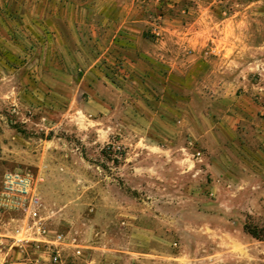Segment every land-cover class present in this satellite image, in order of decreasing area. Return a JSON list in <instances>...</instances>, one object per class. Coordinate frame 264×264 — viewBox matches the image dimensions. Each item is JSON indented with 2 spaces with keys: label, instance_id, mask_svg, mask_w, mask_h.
<instances>
[{
  "label": "rangeland",
  "instance_id": "rangeland-1",
  "mask_svg": "<svg viewBox=\"0 0 264 264\" xmlns=\"http://www.w3.org/2000/svg\"><path fill=\"white\" fill-rule=\"evenodd\" d=\"M262 117L264 0H0V173L81 249L0 210V264H264Z\"/></svg>",
  "mask_w": 264,
  "mask_h": 264
},
{
  "label": "built area",
  "instance_id": "built-area-1",
  "mask_svg": "<svg viewBox=\"0 0 264 264\" xmlns=\"http://www.w3.org/2000/svg\"><path fill=\"white\" fill-rule=\"evenodd\" d=\"M0 210L17 213L23 221L21 233L24 240H39L58 254L64 244L73 245L81 253L78 239L56 234L51 237L47 206L43 200L35 176L22 169L5 170L0 173Z\"/></svg>",
  "mask_w": 264,
  "mask_h": 264
},
{
  "label": "crops",
  "instance_id": "crops-1",
  "mask_svg": "<svg viewBox=\"0 0 264 264\" xmlns=\"http://www.w3.org/2000/svg\"><path fill=\"white\" fill-rule=\"evenodd\" d=\"M258 110H252V114L255 115ZM260 124V125H259ZM258 127L252 132L253 141L250 142V174L253 178L257 179L259 175H264V117L258 122ZM262 167V170L259 169ZM153 240H151V243ZM137 243L143 244V241H137ZM156 240H154L155 244ZM69 244H64L68 246ZM63 246V247H64ZM136 255H124L119 254V259L109 257L107 264H175L174 260L169 253H160L158 248L152 247L150 251L135 250Z\"/></svg>",
  "mask_w": 264,
  "mask_h": 264
},
{
  "label": "trees",
  "instance_id": "trees-1",
  "mask_svg": "<svg viewBox=\"0 0 264 264\" xmlns=\"http://www.w3.org/2000/svg\"><path fill=\"white\" fill-rule=\"evenodd\" d=\"M251 233H252L254 236L258 237V235H257L256 232L252 231Z\"/></svg>",
  "mask_w": 264,
  "mask_h": 264
}]
</instances>
